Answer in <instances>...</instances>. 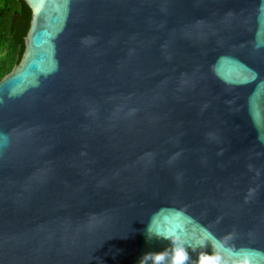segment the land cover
I'll return each mask as SVG.
<instances>
[{
    "label": "water",
    "instance_id": "water-1",
    "mask_svg": "<svg viewBox=\"0 0 264 264\" xmlns=\"http://www.w3.org/2000/svg\"><path fill=\"white\" fill-rule=\"evenodd\" d=\"M24 1L0 264H264V0Z\"/></svg>",
    "mask_w": 264,
    "mask_h": 264
},
{
    "label": "trees",
    "instance_id": "trees-1",
    "mask_svg": "<svg viewBox=\"0 0 264 264\" xmlns=\"http://www.w3.org/2000/svg\"><path fill=\"white\" fill-rule=\"evenodd\" d=\"M31 15L24 0H0V79L23 55Z\"/></svg>",
    "mask_w": 264,
    "mask_h": 264
},
{
    "label": "clouds",
    "instance_id": "clouds-1",
    "mask_svg": "<svg viewBox=\"0 0 264 264\" xmlns=\"http://www.w3.org/2000/svg\"><path fill=\"white\" fill-rule=\"evenodd\" d=\"M217 260L219 261V264H231L230 261L224 260L222 257H217ZM201 264H208V261L202 260ZM239 264H248V261L243 259L239 262Z\"/></svg>",
    "mask_w": 264,
    "mask_h": 264
}]
</instances>
